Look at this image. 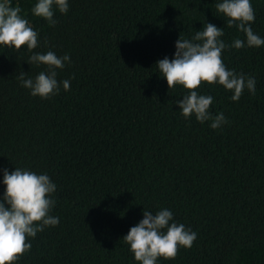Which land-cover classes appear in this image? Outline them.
Instances as JSON below:
<instances>
[{"label": "trees", "instance_id": "16d2710c", "mask_svg": "<svg viewBox=\"0 0 264 264\" xmlns=\"http://www.w3.org/2000/svg\"><path fill=\"white\" fill-rule=\"evenodd\" d=\"M38 0H11L38 33L39 47L0 45V199L3 173L21 168L47 174L56 185L50 215L59 218L36 236L14 264H140L123 238L144 209H168L173 221L197 234L191 248L157 264H264V45L246 36L216 9L223 0H68L53 6L55 26L32 13ZM251 27L264 39V0H250ZM206 23L241 49L226 48L228 70L256 80L255 94L239 101L217 84L211 121L185 119L176 102L188 94L169 89L157 62L174 58L176 41ZM70 56L58 94L32 96L18 79H35L47 66L34 53Z\"/></svg>", "mask_w": 264, "mask_h": 264}, {"label": "clouds", "instance_id": "9594fccd", "mask_svg": "<svg viewBox=\"0 0 264 264\" xmlns=\"http://www.w3.org/2000/svg\"><path fill=\"white\" fill-rule=\"evenodd\" d=\"M54 5L60 13L66 14L69 10L68 0H38L32 13L55 26ZM216 9L228 18V27H236L246 36L247 47L264 45V39L251 27L255 13L250 0H223L216 4ZM21 12L19 6H11V0H0V45L17 50L26 45L31 51L39 47L38 33L29 26V21ZM223 35L222 28L206 23L191 39L179 37L173 59L165 57L156 64L169 89L181 85L188 90V94L176 102L183 117L190 119L195 116L201 124L211 121L212 129L221 128L227 120L223 113L213 116L209 111L213 97L199 94L197 89L202 83H218L233 93V101H239L245 89L252 94L256 91L254 77L226 69L222 60V52L226 48H244L245 41L235 39L228 45L220 39ZM66 62H70L67 54L58 57L53 51L34 53L28 63L45 65L47 71H41L35 79H25L26 73L21 72L18 79L22 87L31 90L32 96L49 98L59 93L61 84L65 91L70 89L69 80H57L56 70L63 69ZM3 184L6 188L0 199V264H14L30 250L29 237L34 238L48 226L58 225L59 218L49 214L55 205L52 194L56 185L47 174H36L21 168H15L11 173L5 169ZM196 239L194 231L173 221V214L168 209L156 214L144 209L143 219L131 227L123 238L140 264H157L161 257L175 259L180 247L191 248Z\"/></svg>", "mask_w": 264, "mask_h": 264}]
</instances>
